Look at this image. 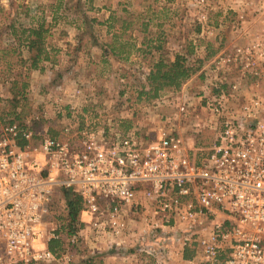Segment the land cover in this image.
<instances>
[{"label":"built area","instance_id":"2783aa9c","mask_svg":"<svg viewBox=\"0 0 264 264\" xmlns=\"http://www.w3.org/2000/svg\"><path fill=\"white\" fill-rule=\"evenodd\" d=\"M262 29L249 44L219 54L214 70L232 68L236 59L241 78L264 71L254 60L264 57ZM225 84L201 96L215 118L216 138L199 149L198 160L168 116L155 139H142L138 128L71 124L58 139L17 121L0 124V264L70 263L86 229L124 236L129 212L141 206L140 192L152 213L138 238L147 253L156 256L155 246L164 253L192 246L198 255L186 264H264V92L258 88L264 82L242 90V80ZM57 188L84 200L85 225L69 239L70 251L60 254L48 246L60 237L57 222L48 228L45 220Z\"/></svg>","mask_w":264,"mask_h":264},{"label":"rangeland","instance_id":"374dc122","mask_svg":"<svg viewBox=\"0 0 264 264\" xmlns=\"http://www.w3.org/2000/svg\"><path fill=\"white\" fill-rule=\"evenodd\" d=\"M117 1L121 0H95V3L106 4L110 8ZM133 1L136 8L131 7L128 8V12L116 13L118 17L114 27H118L117 33L121 34L117 18L134 15L138 16L139 24L148 23L149 32L146 34L149 37L157 38L158 32L164 31L165 45L160 50L151 47L146 48L147 51L141 49L138 52L135 47L127 51L125 44L122 46L119 42H115L122 53L116 56L112 52L111 58H107L105 52L109 50L103 47L101 40L106 39L105 33L109 32L106 28L108 25L98 23L99 17L104 19L105 16L93 9L94 1L0 0V39L2 40L0 56L3 55L1 51L3 48L15 46L20 47L23 55L28 57V49L24 44L18 43L15 31L19 32L21 27L34 25L36 19L40 17H45L46 25L50 27L49 32L44 33L50 56V59L41 61V66L46 65L44 71L32 73L31 70H37V68L29 69L27 66L14 63L13 57H8L6 61L3 59L4 68L7 66V61L13 60V63L11 71L0 73V106L5 104V100L11 96V81L16 77L15 74L23 69L26 81L32 85V87L28 86V92L33 110L24 120L28 128L35 131H49L51 136L58 139L66 138L63 129L69 124L84 129L120 132L138 128V134L142 139H155L164 132L159 131L161 118L168 116L174 124L173 127L169 126L183 139L192 157L198 160L203 156V152L199 149L209 147L216 138L215 118L201 96L205 93H216L220 88H226L225 83L229 84L233 81L242 80L244 86L242 85L241 90L254 86V83L264 82V71L249 72L243 78L235 75L238 73L236 59L230 65L232 68L223 65L221 70H214L211 61L223 52L219 54L216 52V55L206 58L207 47L220 49L223 45L222 39L241 35L244 29L246 30L245 27L253 31L243 35H251L252 39L257 33L263 31L264 0ZM52 13L56 21L48 24L47 19ZM254 18H257L258 24H254ZM139 27L138 25L137 30L140 29ZM96 38L101 40L98 42ZM251 41L248 40L244 44L247 45ZM191 44L195 47L194 52L191 51ZM53 45L55 47L66 45L69 53L62 54L55 51L52 48ZM142 47L144 49V46ZM177 52L186 54L190 64L201 65L198 72L192 75H199V78H195L197 82L194 80L185 86L187 79L179 91L167 93L150 103L137 102V91L146 82L151 69V60L160 54H163L166 59H173ZM255 59L260 61L257 65L264 64V57H255ZM201 60H203L202 63ZM52 63L57 65L53 68ZM70 69L72 71L67 75L66 72ZM202 74H204L203 79ZM222 74L229 75L227 80L222 79ZM64 75L66 78L63 77ZM246 85L250 87H245ZM73 86L82 87L77 94L81 97L65 92V89L72 90ZM258 88L259 90L263 88L262 92H264V84ZM242 93L243 91L238 93V96L243 95ZM71 101L81 102L73 105ZM52 106L56 111L55 114L45 115L43 111V115L34 113V110L38 111L39 108L49 109ZM0 124L4 123L0 121ZM129 125L130 128L127 129ZM38 143L39 139L32 141L33 145ZM53 199H59L61 206L65 205L62 188L55 190ZM144 209L141 207L136 214H131L134 217H130L140 222ZM45 220L46 226L52 227L51 222L54 221L52 217L47 215ZM136 232L139 235H145L143 230L141 232L137 229ZM84 236L87 240L86 244L94 240L98 242L102 237L91 229L86 230ZM89 244L86 246L87 249H90ZM137 253L139 263L143 260L142 262L150 264L149 261L152 259L150 257H155L140 249ZM76 255L77 252L73 257L75 258Z\"/></svg>","mask_w":264,"mask_h":264},{"label":"trees","instance_id":"16d2710c","mask_svg":"<svg viewBox=\"0 0 264 264\" xmlns=\"http://www.w3.org/2000/svg\"><path fill=\"white\" fill-rule=\"evenodd\" d=\"M141 21V18H140ZM119 30L124 37L130 38L132 32L137 26L141 25L138 22V16H127L119 18ZM144 32L148 33V23H142ZM16 30V29H15ZM50 27H47L45 17L36 19L34 25L27 27H21L19 32L15 31V34L20 45L24 44L28 49V57L23 55L20 47L9 46V48H3L1 51L3 55L0 56V68L1 71H11V64L19 63L24 67L38 68L41 66V61L50 59L48 50V41L45 38L44 33L49 32ZM158 32V37L146 36L143 40L142 50L146 48L156 47L158 50L162 49L165 45L163 38L164 31ZM156 42V44H153ZM117 43V42H116ZM115 42L110 43L112 52H117V45ZM122 46L127 43H121ZM112 46V47H111ZM192 52L195 51V47L192 46ZM219 47L211 49L207 47L206 58L213 56ZM121 51V50H120ZM147 51V50H146ZM8 57H13L14 61H7V66L4 68L3 59L5 61ZM4 61V62H5ZM203 60H201L202 63ZM151 69L146 78V82L140 86L137 91L136 101L141 103H150L154 100L162 97L163 95L171 92H176L181 89L187 79H189L194 73L198 72L201 65L194 66L188 62L186 54L177 52L173 59H166L163 54H160L157 58L151 60ZM14 80L11 81V96L5 101V104L0 106V121L4 124L13 122H19L23 127H27L24 120L28 115L32 113V101L29 97L28 86L29 82L26 81L24 71L21 69L15 74ZM204 75L201 76L203 79ZM130 128V125L127 129ZM130 130V129H129ZM22 145L26 144L24 139H20ZM63 195L65 205L61 206L59 199H53L49 207V215L57 222V232L60 237L53 238L48 242L49 248L60 254L70 251L69 239L74 235H79L81 229L84 227L81 213L84 207L83 196L70 189H63ZM86 245L84 240L80 239L77 245V255L69 264H101L99 260V254L91 251L86 252L87 256L84 257ZM191 254L190 250H186V256ZM150 264H156L150 259ZM149 264V263H148Z\"/></svg>","mask_w":264,"mask_h":264},{"label":"crops","instance_id":"0c3cea01","mask_svg":"<svg viewBox=\"0 0 264 264\" xmlns=\"http://www.w3.org/2000/svg\"><path fill=\"white\" fill-rule=\"evenodd\" d=\"M92 1H94V4H95L93 9L96 10L97 12H99L100 14H102L103 16H105L104 19L99 17V19L97 20L98 23L108 25V27L106 26V28H108L109 32L105 33L106 39H104V40L99 39V40H101L103 47L105 49L109 50V52L108 51L105 52V56L107 58L108 57L111 58L112 50H111L109 44L112 42L127 43L125 45L126 46L125 49L127 51H129L131 49V47L132 48L135 47L136 50H138V52H139L143 46L144 38L146 36H148L146 34V32H144L142 24L139 27L140 29L137 30V28H136L133 30L132 37H130V38L124 37V36H122V34H118L117 30H116V29H118V27L117 28L114 27V23L116 22V17H118L116 15V13H125V11H127L128 8H131V7L136 8V4L133 5L135 1H133V0L117 1V3L114 4L113 7H110V8H108L109 6L106 4L103 5L102 3H99V2L95 3V0H92ZM140 5L143 6L141 3H140ZM125 7H127V9H125ZM149 9H150V7H149ZM53 15L54 14L52 13V15L49 17V19H47L48 24H53L54 21H56L54 19V17H52ZM118 19L119 18H117V20ZM253 22H254V24H258L257 18H254ZM245 28H246V30L244 29V33H242L241 35H237V37L229 36V38L222 39L223 45L220 49H218L217 53L218 54L221 52L232 53V52H234L235 48L245 45L244 42H246L248 40H252L251 35L244 36L243 34H245L246 32H252L253 30H251L249 27H245ZM68 40H71V39H68ZM99 40H98V42H99ZM1 41L2 40L0 39V43H1ZM94 42L97 43V41H94ZM241 43H242V45H241ZM60 46L61 47H57V46L55 47L53 45L52 48L55 49V51H59L62 54H65V53L68 54L69 53V50L66 48V45H60ZM68 46H69V44H68ZM116 49H117V52L116 53L113 52V53H114V55L119 56L120 53H122V52L120 51L119 48H116ZM126 53H128V52H126ZM132 54H134V53H132ZM216 54H214V55H216ZM56 65H57V63H52L51 67L54 68V66H56ZM94 65H97V63H94ZM44 66L46 67V65H42V66L38 67L37 70L33 69L31 71H32V73L35 71L42 72V71H44ZM71 71L72 70L70 69L68 72H66V74L69 75ZM1 72L2 71L0 68V73ZM202 75H204V74H202ZM235 75H240V74L237 73ZM65 76L66 75H64L63 77H65ZM221 77L224 80V79L228 78L229 75L227 76L226 74H222ZM195 78H199V75L190 77L186 81V84H184V85L186 86L188 83L191 84L194 80H196ZM196 82H197V80H196ZM214 82H218V81H214ZM30 86L32 87V85L29 84V87ZM81 89H82V87L73 86L72 90L65 89V92H70L73 96L81 97V95H77L78 90L81 91ZM32 90H33V88H32ZM81 101H78V102H81ZM76 102L71 101V103H74L73 105H77L78 102L77 103ZM41 106L43 107V105H41ZM39 109L40 110H38V111L34 110V113L35 112L40 113L41 115H43L42 111L45 113V115H52L53 113L54 114L56 113L53 106L49 109H42V110H41V108H39ZM138 198H139L138 199L139 202L141 203L140 204L141 206H139L138 209H141V207H142V209L145 208L146 207L145 204H147V200L144 198L142 192L139 193ZM147 208H149V206ZM147 208L143 210V216H142L143 218L140 222H136L135 219L133 220L131 218V217H134L133 215L136 214L138 209L129 212V215H128V228L129 229H128V231L125 232L124 236L116 238L114 236L106 237L103 235L102 237H100L101 239H99L98 242H96L94 240L90 244L87 243V244H89L88 246H90V249L86 248L87 250L85 251L83 256L86 257L87 256L86 252L91 251L93 253L99 254V260H100L101 264H141V263L147 264V262L146 263L142 262L143 260H141L139 263V259L137 258L138 257L137 251L139 249L146 251V249L148 247L144 241L140 240L141 242H139L138 238L140 235L138 232H136L137 229H140V231L142 232V230L145 229V227H146V222L148 220V217H151L152 213L149 214L147 212ZM132 213H133V215L131 216ZM86 230H88V229H86ZM159 232H161V231H159ZM114 241L119 242V244L118 245L113 244ZM84 242H85V245L87 246V244H86L87 240L85 237H84ZM154 249L157 250V254L155 257H150V258H152V259L154 258L153 260L157 264H186L187 263L186 260L192 259L193 257H197V255H198V250L192 246H188L186 248H182L179 246H170L168 249L165 250V253L158 250L159 249L158 246H155ZM173 249H175V251H178V252L174 253ZM186 250L191 251V254L189 256H186ZM158 251H160V253ZM61 264H69V263H61Z\"/></svg>","mask_w":264,"mask_h":264}]
</instances>
